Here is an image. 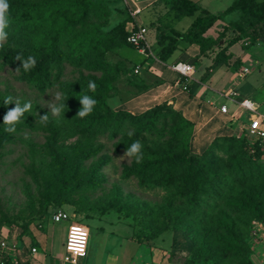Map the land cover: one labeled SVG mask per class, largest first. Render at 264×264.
Listing matches in <instances>:
<instances>
[{"label": "rangeland", "instance_id": "obj_1", "mask_svg": "<svg viewBox=\"0 0 264 264\" xmlns=\"http://www.w3.org/2000/svg\"><path fill=\"white\" fill-rule=\"evenodd\" d=\"M28 1L64 6L60 0ZM76 1L91 3L83 20L75 24L74 35L77 41L89 40L95 29L107 32L129 17L132 23L127 25V30H130L132 25L145 28L147 42L153 46L152 31L156 35H161L162 40L168 41L173 35L169 26L178 19L176 13L163 0L139 3L141 12L135 17L130 15V7H133L130 0ZM194 1L201 9L213 14L225 10L232 3V0ZM147 3L149 4L146 5ZM147 17L151 18V24L144 23L143 19L146 20ZM238 17L237 12L225 15L207 30L204 37L226 41L231 37L226 29H230L231 24L238 20ZM193 18L184 16L181 26L178 25L177 29L181 31V27L190 25ZM254 31L256 35L254 44L244 39L226 50L223 56L227 58V64L224 63L226 59L219 54L225 45L222 42L220 47L214 49L207 63L210 67L226 70L227 75L230 76L217 78L213 81V87L226 88L231 81L228 88H234L241 97L251 98L259 106L260 111H264V25L258 26ZM246 42L248 46L244 45ZM137 50L131 47H115L112 51L106 52L104 65L100 71L90 70L87 63L75 65L65 60L61 65L54 67L51 76L54 79L59 74V82L68 84H75L82 77L91 76L102 86L114 87L117 94L119 90L126 91L127 86L134 85L137 75L134 71L140 60ZM245 53L250 61H245L244 65L249 72L239 78L235 71L241 70L243 66L241 57ZM216 54L218 58H215ZM172 60L167 63L170 64ZM119 65L124 72L121 71L116 80L111 82V78L116 74L114 68ZM196 66L197 72L194 78L199 79L203 67L198 63ZM58 67L60 71L57 70ZM215 74L218 75L219 72ZM53 84L41 93L22 82L16 70L0 63L1 102L4 104L6 97H12L13 102L18 101L21 106L25 102L32 104L31 111L24 114L19 131L12 135L9 143L0 148V238L10 239L17 245L38 246L40 239L44 237L40 253L44 254L47 251L57 264L64 263V243L67 234L73 231L71 228L88 234L87 248L91 250L89 261L94 262L100 261L103 257L105 247L117 245V240H109L112 235L122 238L126 243H131V246L129 244L122 246L124 254L121 259L126 262L129 252L137 248L140 264H260V248L253 236L252 222L264 225V215L259 217L241 215L231 208L234 192H227L230 184L222 187L223 193L227 192V195L221 201L218 200L215 204H211V201L207 202L193 218L192 216L179 218L175 211L178 202L168 208L171 201L168 193L160 189L140 188L136 177L126 176V168L132 165L135 158L122 159L125 151H116L115 145L119 142V134L114 138L109 133L91 136L81 132L76 126L74 117L70 116L71 111L66 108L60 117L51 114L48 105L51 102L60 104L61 99L57 101L54 97L57 94L62 96L61 86L58 82ZM196 86V83H192V92L196 90ZM110 96L112 97L113 94ZM14 103L7 105L9 109L15 107ZM226 104L229 108H233L230 102ZM198 108L201 109L200 106ZM4 115L0 113V127L4 126ZM44 115H48V121L54 124L55 135L46 131L40 123V117ZM191 115L187 116L191 117ZM204 116H200L201 119L193 117L192 122L183 115L193 123L189 151L194 155L204 154L217 138L236 137V133L239 137L243 135L240 126L234 131L228 128L231 121L227 116L218 115L214 118L211 115L206 117V120ZM211 118L213 119L210 120ZM240 118L242 121L240 125L246 123L244 115ZM199 125L201 128L204 126L205 129L206 127L208 129V126L211 129L216 125L220 127L215 135L211 134V139L205 146L199 145L201 140L198 136L202 134L197 131ZM204 133L206 135L207 131ZM194 136L195 140H193ZM153 141L155 139L152 136L146 137V140H142V144L151 146ZM73 145L81 148L82 152L72 151L70 148ZM230 145L223 140L218 141L220 150L215 151V157L223 161V167L233 156L240 157L237 149H229ZM143 155L146 156V153L143 152ZM246 155L245 153L243 157H247ZM86 156L87 158L80 159ZM255 163L264 169V157L256 160ZM65 180L69 183H65L67 190L62 192V203L48 202L51 195L58 194L57 189ZM263 181L256 180L254 186L260 187ZM47 184H52L53 189H48ZM57 209L68 213L70 220L53 223L52 215ZM229 218L236 222V228L241 229L240 240L244 252L233 258H224L223 261L222 258L219 259L215 250L217 247L220 248L218 237L222 236L221 232H223L221 228L219 229V225L224 224ZM99 231H106L110 235H101ZM206 239L215 241V244L207 242Z\"/></svg>", "mask_w": 264, "mask_h": 264}, {"label": "trees", "instance_id": "obj_2", "mask_svg": "<svg viewBox=\"0 0 264 264\" xmlns=\"http://www.w3.org/2000/svg\"><path fill=\"white\" fill-rule=\"evenodd\" d=\"M60 2L64 4L63 7L58 4H36L28 0H8L10 5L8 13L10 23L6 29L8 39L0 48V63L7 64L14 70L19 68L17 72L20 80L41 93L52 87L54 82H58L62 92L61 103L71 111L70 116L74 117L76 126L81 132L91 136L109 133L114 138L119 134V142L115 145L117 152L126 151L134 141L142 142L146 137L152 136L155 139L152 145L143 146L146 156L143 155L142 163L137 164L134 160L132 165L126 168V176L136 177L140 188L160 189L168 193L171 196L168 208L178 202L175 211L179 218L189 216L193 218L207 202L211 201V204H215L230 191L234 192L230 207L236 212L241 215L263 216L264 181L260 187L254 186L256 180H264V169L255 163L256 160L264 157V148L258 142L249 149V142L245 136L217 138L204 154L194 155L189 151L193 123L166 102L154 105L139 114H131L124 110L112 109L107 104V99L111 97L110 94L115 95V88L102 86L94 77H82L75 84L59 82V74L52 79L54 67L61 65L65 60L75 65L87 63L90 70H102L106 52L112 51L115 47L134 48L126 39L136 30L133 25L127 30V25L132 23L131 18L128 17L107 32L95 29L89 40L77 41L74 35L75 24L83 20L91 3L76 0H60ZM163 2L180 16H193L199 11V15L193 20L187 32L173 33V35L189 44L197 45L199 55L204 57L214 53V49L220 47V42L223 41L225 45L219 54L226 59L224 63L227 58L223 55L228 48L244 39L254 44L256 40L254 29L264 25V0H232L231 5L220 14L209 13L191 0H163ZM232 12H237L239 17L231 24L230 29H226L231 37L226 41L204 37L217 20ZM173 42V37L164 41L159 36V44L162 46L159 56L161 61L164 62L172 53ZM244 45L248 46V42ZM217 54L215 58H218ZM17 55L22 59L33 56L37 61L35 68L25 72L22 62L16 59ZM57 70L60 71V68L58 67ZM114 70L116 74L111 78V82L116 80L121 71L124 72L120 65ZM89 81H94L96 84L94 92L88 88ZM83 95L92 97L97 104L89 116L81 119L77 113L82 107L79 100ZM8 110L9 107L0 100V113L6 114ZM23 120L24 116L16 124L13 133L4 130L6 125L0 127V148L10 142L12 135L22 126ZM42 125L46 131L56 134L52 122L48 121L47 124ZM219 140L230 143L229 149H237L240 156L230 158L225 167L223 161L215 157V151L220 150ZM70 149L78 153L82 152L81 148L74 145ZM245 153L247 157H243ZM83 158L87 156L80 159ZM65 183L69 182L62 181L57 189L58 194L51 195L48 202L62 203V192L67 190ZM225 184H230V187L226 193H223L222 187ZM46 186L48 189L54 187L52 184ZM222 224L219 225V229L223 231L222 236L218 237L220 248L217 247L215 253L224 261V258H233L243 253L244 248L240 240L241 229L236 228V222L229 218ZM207 242L215 244V241Z\"/></svg>", "mask_w": 264, "mask_h": 264}, {"label": "crops", "instance_id": "obj_3", "mask_svg": "<svg viewBox=\"0 0 264 264\" xmlns=\"http://www.w3.org/2000/svg\"><path fill=\"white\" fill-rule=\"evenodd\" d=\"M191 1L195 2L194 0ZM149 3H147L146 5H148ZM225 10L218 11L215 14L217 13L219 14L220 12L222 13ZM176 15L178 16V19H176L174 23L169 26V30L172 33L184 34L185 32L188 31L193 20L199 15V11L195 12L193 16H185V17H194V18L190 23V25L186 24L183 27H181L182 29L181 31L177 29V26L178 25L181 26L182 18L184 16H180L177 13ZM150 20H151L150 17H147L146 20L143 19L144 23L147 25L151 24ZM155 25L157 26V24ZM135 27L137 28V26ZM183 29H185V31ZM152 34L154 37L153 46L149 45V43L147 42L148 47L145 51L142 52L141 50H137V52L140 54L139 55L140 60H138L139 65L137 66V69H135L137 70V73H135L134 71V73L137 74L135 75V80H134L135 82L133 83L134 85L127 86L126 91L125 89L119 90L117 94H115L112 97H109L107 99V104L114 110H124L131 114H139L153 107L154 105L166 102L168 105H171L174 109L181 111L182 114L186 116L189 120H192V122L194 121L193 120L194 118L201 119L200 116L202 115H205L204 116L205 120L206 117H209L211 115H213L214 118L215 116L218 115L227 116L230 118L231 121L228 124L229 126L228 128L230 130L232 129L233 131L238 129L240 126L241 118L237 116V118L232 119L231 114L240 115V110L233 101L225 98L224 94L233 91L236 93V97H234L235 99L248 98L251 100V98L241 97L234 90V88L232 87L228 88L230 86L231 81L227 85L228 87L226 88H224L223 86L220 88H216L212 86V84L214 83L213 81H216L217 78L219 77H225L228 74V72L226 70L221 71L215 66L210 67V64H208L209 60L211 59L210 55L207 57L200 56L199 48L197 45L189 44L186 41H183L174 35H171V37L174 38L172 53L169 56H167L166 60L163 62L159 58L162 50V46H160L159 44V36L161 35H156L154 31H152ZM247 56H248L247 53H245L243 57H241L243 66H241L240 69L245 67L244 65L245 61L247 62L250 61L249 59H247ZM170 59L173 60L169 64L167 62ZM177 61H182L193 65L194 73L190 80H184V79L179 80L177 74L172 71L171 66ZM197 63L203 67L202 75L199 79L194 78L197 72V68H196ZM240 71L241 70L235 72L238 74ZM216 72H219V74L216 75L215 74ZM208 81H210V83H207ZM192 83H196L197 85L196 90H194L196 94L194 93V91L192 92ZM184 86L187 88L186 90H183ZM226 102H230L233 108H229ZM222 105L227 106L229 114L224 115L219 112V108ZM199 106L201 107V109L198 108ZM203 112L204 114H202ZM188 114H192L191 117H188L187 116ZM212 119L213 118H211L210 120ZM198 127L199 129H197V131L198 132L200 131V133H202L201 136L200 135L198 136V139L201 140L199 142L200 146H205L211 139V134L215 135L220 128L218 125H216L214 129H211L209 126L208 129L207 127L205 129L203 126L202 127L203 130H202L200 125ZM223 130H225V128ZM205 131H207L206 135L204 133ZM235 135L236 137H238L237 133ZM195 138L196 137L194 136L193 140H195ZM99 233L101 235L109 234L106 231H99ZM43 240H45L44 237L42 238V240L40 239V244L38 246L35 245V247L37 248V252L35 254L30 255V257L27 258L25 256L23 257L24 258L23 264H57L55 262V259L47 251H45L44 254L40 253V246ZM109 240L110 241L117 240V245L114 244L105 247V249L103 250V257L100 259V261H96V262L89 261L91 250L87 248L86 256L84 258L79 259L77 264H125V263L140 264L139 259L137 258L139 254L137 248L129 252V258L127 259L128 262L123 261L121 259V257L124 254L122 246L123 245L125 246L127 244L131 246V243H126L122 238L120 237L118 238L112 235H110ZM88 241H89V237H88ZM63 264H67V263H63Z\"/></svg>", "mask_w": 264, "mask_h": 264}, {"label": "built area", "instance_id": "obj_4", "mask_svg": "<svg viewBox=\"0 0 264 264\" xmlns=\"http://www.w3.org/2000/svg\"><path fill=\"white\" fill-rule=\"evenodd\" d=\"M154 0H130L133 7H130V15L135 17L141 12L138 7L139 3L151 2ZM127 43L133 46L135 49L145 51L148 47L146 40V29L143 27H137L136 30L130 33L126 39ZM171 69L175 72L180 79L190 80L194 73V67L191 64L177 61L172 64ZM247 67H243L238 73V77H244L248 74ZM137 73V70H135ZM187 88L184 86L183 90ZM224 97L230 99L240 110V115L231 114V118H237V116L244 115L246 123H242V136H245L249 142V149L254 143L258 142L262 148H264V111H260L259 106L248 98L235 99L236 93L230 91L224 94ZM233 99V100H232ZM221 114H229L226 105H222L219 108ZM239 137V136H238ZM252 151V150H251ZM70 215L61 209H57L52 215L53 223H60L69 221ZM253 236L260 248V264H264V225L258 222H252ZM71 228V227H70ZM73 231L69 232L66 236L64 243L65 254L63 256V262L67 264H77L79 259L84 258L87 253L88 246V234L75 228H71ZM37 252L35 246H22L17 245L10 241V239L0 238V264H23V257H30ZM26 263V261H25Z\"/></svg>", "mask_w": 264, "mask_h": 264}, {"label": "clouds", "instance_id": "obj_5", "mask_svg": "<svg viewBox=\"0 0 264 264\" xmlns=\"http://www.w3.org/2000/svg\"><path fill=\"white\" fill-rule=\"evenodd\" d=\"M9 8L10 5L8 3V0H0V48H2L5 44V42L8 39V33L6 32V29L9 27L10 19H9ZM16 59L18 61L22 62V68L25 72H28L35 68L36 66V59L33 56H29L27 59H22L20 55H17ZM16 71H19V68L16 69ZM88 88L90 91H95L96 84L94 81H89ZM61 97L59 94H57L54 97V100H60ZM13 99L12 97H6L4 100V104H12ZM79 103L82 105L80 110L77 113V116L81 119L86 118L89 116L96 104L97 101L93 99L92 97L88 95H83L82 98L79 100ZM15 107L11 108L7 111V113L4 115L3 122L5 127V131L9 133H13L16 130V124H18L21 121V118L24 116L26 112H30L32 109L31 102H25L23 106L17 101L14 103ZM48 107L51 109V114L55 117H60L61 114L64 112V109L66 107L65 104L60 103L56 104L54 102H51ZM48 115H44L40 117V123L41 124H47L48 122ZM135 158V161L137 164L142 163L143 161V144L141 141L137 140L134 141L125 151L124 156L121 158Z\"/></svg>", "mask_w": 264, "mask_h": 264}]
</instances>
